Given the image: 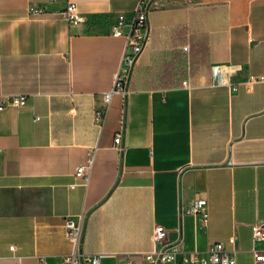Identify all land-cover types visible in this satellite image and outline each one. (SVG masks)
<instances>
[{
    "label": "crops",
    "instance_id": "0c3cea01",
    "mask_svg": "<svg viewBox=\"0 0 264 264\" xmlns=\"http://www.w3.org/2000/svg\"><path fill=\"white\" fill-rule=\"evenodd\" d=\"M139 2L77 0L85 21L72 25L63 0H0V96L29 97L0 115V264H62L65 218L101 264H150L156 226L189 252L235 248L236 264L264 250L252 235L264 224V83L249 81L264 76V0H145L149 44L98 122L125 49L112 28ZM199 42L207 63L193 75ZM216 64L239 66L230 86L212 83ZM92 152L85 187L75 172ZM197 199L206 223L185 213Z\"/></svg>",
    "mask_w": 264,
    "mask_h": 264
},
{
    "label": "built area",
    "instance_id": "2783aa9c",
    "mask_svg": "<svg viewBox=\"0 0 264 264\" xmlns=\"http://www.w3.org/2000/svg\"><path fill=\"white\" fill-rule=\"evenodd\" d=\"M57 2L61 0H48ZM66 3L63 17L72 25H77L85 21V17L79 12L77 0H63ZM34 15H41L45 10L39 6L31 11ZM115 37L125 39V49L122 63L115 76L113 90L103 96L105 106L98 109L96 120L102 122L105 118L107 107L111 103L114 92H123L129 72L136 64L141 54L145 51L150 41V30L147 19L145 0H140L134 14L130 18L120 16L117 23L112 28ZM239 71V66L216 64L211 67L212 83L216 86H230V78ZM251 84L264 83V76H250ZM29 103V97L23 94L1 95L0 96V115L8 107L23 108ZM121 134L115 136V148L120 152ZM95 153H89L84 164L79 166L75 172V179L81 181V185L87 187L89 184L91 171L94 166ZM79 183L70 186L75 189ZM207 201L205 199L194 200L185 210L187 215L199 216L204 223L208 220L206 212ZM67 236L73 244V250L62 258V264H101L103 254H82L78 251V243L81 235V225L72 218L64 220ZM169 231L163 226H156L153 233L154 248L152 251L142 254L145 261L150 264H236L235 248L229 249L224 243L212 244L205 252H189L180 244L168 241ZM252 235L255 241H264V224H254ZM229 243L236 245L237 239L231 237ZM11 251L15 247L10 248ZM255 264H264V250L254 252ZM39 264H47L41 260ZM127 264H136L133 258Z\"/></svg>",
    "mask_w": 264,
    "mask_h": 264
},
{
    "label": "trees",
    "instance_id": "16d2710c",
    "mask_svg": "<svg viewBox=\"0 0 264 264\" xmlns=\"http://www.w3.org/2000/svg\"><path fill=\"white\" fill-rule=\"evenodd\" d=\"M195 48V51H192ZM191 54V74H195L202 66L207 63L206 47L204 44L199 42L197 45L190 47ZM102 109V108H99Z\"/></svg>",
    "mask_w": 264,
    "mask_h": 264
}]
</instances>
